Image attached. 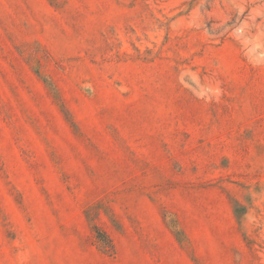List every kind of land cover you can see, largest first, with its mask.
Listing matches in <instances>:
<instances>
[{
	"label": "rangeland",
	"instance_id": "obj_1",
	"mask_svg": "<svg viewBox=\"0 0 264 264\" xmlns=\"http://www.w3.org/2000/svg\"><path fill=\"white\" fill-rule=\"evenodd\" d=\"M0 264H264V0H0Z\"/></svg>",
	"mask_w": 264,
	"mask_h": 264
}]
</instances>
